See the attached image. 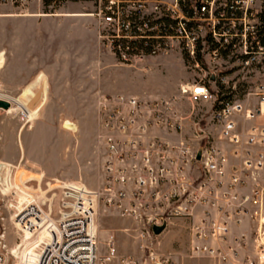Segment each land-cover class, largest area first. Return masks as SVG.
Listing matches in <instances>:
<instances>
[{
	"label": "built area",
	"instance_id": "built-area-1",
	"mask_svg": "<svg viewBox=\"0 0 264 264\" xmlns=\"http://www.w3.org/2000/svg\"><path fill=\"white\" fill-rule=\"evenodd\" d=\"M73 1L92 6L100 44L122 63L179 52L195 77L178 96L97 94L98 186H62L58 220L33 264H100V212L138 225L139 248L148 253L120 264H176L154 248L156 237L146 245L154 226L165 224L166 232L178 221L188 224L190 259L240 261L250 235L233 230L243 219L264 239V0ZM210 86L234 95L213 98ZM242 86L253 89L234 98ZM42 214L26 201L16 224L35 233ZM114 257L111 248L106 261ZM0 264H9L1 250ZM245 264H264L263 242Z\"/></svg>",
	"mask_w": 264,
	"mask_h": 264
},
{
	"label": "rangeland",
	"instance_id": "rangeland-1",
	"mask_svg": "<svg viewBox=\"0 0 264 264\" xmlns=\"http://www.w3.org/2000/svg\"><path fill=\"white\" fill-rule=\"evenodd\" d=\"M60 1L45 5V0H0V45L6 49L3 58L0 53V99L11 104L9 110H0V250L9 264L37 260L58 220L63 185L82 182L89 190L98 186L91 151L97 94L178 96L181 86L195 77L179 52L146 57L137 64L122 63L100 44L97 21L89 15L92 6ZM29 58L39 66L30 75L25 72ZM142 64L150 70L142 71ZM40 69L48 74L42 85L36 80ZM209 89L218 92L216 86ZM251 89L238 87L234 98ZM259 121L264 125V118ZM65 122L76 130L65 129ZM25 200L37 203L43 212V219L36 223L39 233L23 232L16 224V210ZM187 227L176 222L156 238L154 248L179 254L180 264H210L189 258ZM240 233L250 238L234 264L255 260L264 243L248 218L233 230L234 235ZM137 235L134 222L100 212L99 263L145 259L148 252L140 250ZM109 237L112 246L107 243ZM111 248L115 257L106 261Z\"/></svg>",
	"mask_w": 264,
	"mask_h": 264
},
{
	"label": "water",
	"instance_id": "water-1",
	"mask_svg": "<svg viewBox=\"0 0 264 264\" xmlns=\"http://www.w3.org/2000/svg\"><path fill=\"white\" fill-rule=\"evenodd\" d=\"M10 102L9 101H6V100H1L0 99V110H4V111H7L10 109ZM63 127L65 129H68V130H73L75 131L76 130V126L70 122H65ZM201 157V150H199L198 152V155H197V159L199 160ZM166 230V225L163 224L162 226H154L152 228V233H148L147 234V248H150L152 246V236L154 237H160ZM143 264H146L145 262Z\"/></svg>",
	"mask_w": 264,
	"mask_h": 264
},
{
	"label": "crops",
	"instance_id": "crops-1",
	"mask_svg": "<svg viewBox=\"0 0 264 264\" xmlns=\"http://www.w3.org/2000/svg\"><path fill=\"white\" fill-rule=\"evenodd\" d=\"M0 50H2V51H0V53H2V58H3V56H4V52H5V48L3 47V46H1L0 45ZM29 60V63H28V65H27V67H26V73L28 74V75H30L35 69H38L39 68V66H38V64L34 61V60H32L31 58H29L28 59ZM2 64H3V62H2ZM36 80H38V83H40L41 85L43 84V82L45 81V80H48V74H47V72H45V70H41L40 69V74H39V76L36 78ZM39 84V85H40ZM36 85H38V84H36ZM260 123V122H259ZM121 220H123V219H121ZM126 221V220H125ZM164 234V233H163ZM162 234V235H163ZM158 238V237H157ZM170 254L173 256V258H174V261H175V263L176 264H180V256H179V254H177V253H175V252H170ZM195 260H206V259H195ZM207 261H209V260H207ZM210 262V264H216V263H214V262H212V261H209Z\"/></svg>",
	"mask_w": 264,
	"mask_h": 264
},
{
	"label": "trees",
	"instance_id": "trees-1",
	"mask_svg": "<svg viewBox=\"0 0 264 264\" xmlns=\"http://www.w3.org/2000/svg\"><path fill=\"white\" fill-rule=\"evenodd\" d=\"M51 0H45V5H49ZM57 2V1H56ZM59 2V1H58ZM57 2V3H58ZM218 88V92H212L217 98H231L234 93L231 89H228L227 91L224 90L223 87H217Z\"/></svg>",
	"mask_w": 264,
	"mask_h": 264
},
{
	"label": "bare ground",
	"instance_id": "bare-ground-1",
	"mask_svg": "<svg viewBox=\"0 0 264 264\" xmlns=\"http://www.w3.org/2000/svg\"><path fill=\"white\" fill-rule=\"evenodd\" d=\"M42 219H43V218H42ZM42 219H41V220H42ZM36 232H37V233H39V232H38V229H37V231H36ZM51 232H52V230H51ZM38 235H39V234H38ZM38 254H39V252H38Z\"/></svg>",
	"mask_w": 264,
	"mask_h": 264
}]
</instances>
